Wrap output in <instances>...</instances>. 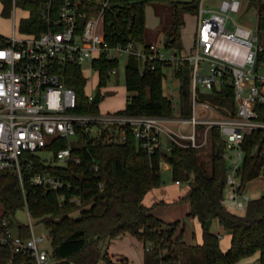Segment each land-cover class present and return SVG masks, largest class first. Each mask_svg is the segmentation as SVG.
I'll return each instance as SVG.
<instances>
[{"label": "trees", "instance_id": "16d2710c", "mask_svg": "<svg viewBox=\"0 0 264 264\" xmlns=\"http://www.w3.org/2000/svg\"><path fill=\"white\" fill-rule=\"evenodd\" d=\"M155 1L116 0L115 10L118 13L109 16L106 22V40L110 47L126 44L132 39H145L146 6ZM160 1L171 7V20L166 32L169 39L167 48L181 49L183 14L199 12V2ZM248 4L249 9L258 11V31L264 32V0H248ZM24 7L32 9V13L29 20L22 22L21 30L34 33L36 27L42 24L39 6L26 2ZM93 64L99 73L98 88H101L108 85L111 71L119 70L120 59L102 54ZM63 72L67 85L78 95L75 111L99 114V103L90 102L86 94L87 78L82 68L68 65ZM189 72L190 67L186 63L176 71V77L189 80ZM167 78L166 68L161 62H155V69H151L141 58L130 55L126 66L129 96L125 108L117 112L172 115L173 101L165 94ZM189 90L190 83L189 86L181 84L180 97L186 116L191 115ZM107 93L112 95L113 91ZM234 93V87L227 85L202 94V97L217 105L224 114L233 116L237 111ZM256 108L260 120L264 121V104L257 103ZM78 135L73 143V156L81 159L80 164L72 161L66 166L52 165L40 156L27 155L33 160L36 172L61 178L65 183L63 188L50 190L35 186L28 175L22 186L15 170H0V204L3 207L0 234L10 230L17 231L24 239L30 238L31 226L16 225L11 219L17 211L26 208L32 218L42 220L49 229L54 264H98L100 260L107 264H130L127 258L113 260L107 250L102 252L101 247L127 234L145 244L144 264H240L257 255L264 264V195L251 199L244 215L224 206L222 201L227 184H223L222 180L227 179L228 167L223 153L227 145L219 128L211 129L208 162L204 160L202 149L178 145L171 153L158 151L148 154L138 147L131 133L125 140L109 129L92 140L90 132L79 130ZM67 145L65 140L59 141L49 147V151L55 154ZM241 146L244 160L238 174L246 186L259 177L264 179V131L247 134ZM258 147H261L260 155H256ZM219 149L223 151L220 156ZM163 162L171 165L176 182L190 185L182 200L189 202V215L197 218L202 225L201 244L188 245L183 240L181 221L168 224L152 212L153 206L144 203L148 193L162 186ZM187 175H190L189 181ZM63 194L66 200L61 202ZM74 195L81 199L80 204L71 202ZM78 210H81L80 218H72L70 215ZM214 219H218L231 235L227 251L222 249L220 234L211 231V227L207 228L208 221ZM0 264L37 263L30 254L17 253L9 244H0Z\"/></svg>", "mask_w": 264, "mask_h": 264}, {"label": "built area", "instance_id": "2783aa9c", "mask_svg": "<svg viewBox=\"0 0 264 264\" xmlns=\"http://www.w3.org/2000/svg\"><path fill=\"white\" fill-rule=\"evenodd\" d=\"M239 1H225L221 9L208 11L205 0H200L195 42L191 52H185L182 48L169 50L166 38L152 43L132 39L110 47L106 22L109 16L118 13L116 0H0L6 11L9 7L13 22L12 35L0 33V170H15L22 186L28 175L33 185L57 190L65 186L64 181L36 172L27 155L50 153L49 147L65 140L67 147L53 154L47 163L80 164L81 159L73 156L79 130L90 132V140L106 129L116 132L122 140L131 133L139 148L154 154L171 153L175 145L206 148L210 145L211 129L219 128L227 145L223 155L226 159L235 158L236 162L228 170L226 184L231 190L222 203L227 208L234 205L246 210L251 198L238 170L244 160L241 144L246 135L264 131V121L256 108L257 103L264 104V47L252 27L232 16ZM26 2L39 6L42 24L34 33L21 30L22 22L29 20L32 13V9L24 7ZM20 9L28 16L18 22ZM102 54L111 58H118L115 54L127 58L135 55L151 69H155V62H161L166 70L173 68L175 76L188 63L191 115H184L181 97L177 106L173 104L170 116L76 112L78 95L67 85L63 71L68 65L83 70L86 63L96 70L94 60ZM227 85H232L235 91L237 111L233 116L224 114L202 97ZM87 96L94 103L95 94ZM65 200L66 196L61 195L60 201ZM71 202L80 204L81 199L74 195ZM30 226V238L24 239L8 230L0 234V244H9L14 252L30 254L37 264H54L51 252L41 247L47 237L37 235L33 224Z\"/></svg>", "mask_w": 264, "mask_h": 264}, {"label": "rangeland", "instance_id": "374dc122", "mask_svg": "<svg viewBox=\"0 0 264 264\" xmlns=\"http://www.w3.org/2000/svg\"><path fill=\"white\" fill-rule=\"evenodd\" d=\"M141 1V0H137ZM181 2H200V0H178ZM225 1L230 2L231 0H205V8L208 11L213 9L222 8ZM239 7L237 10H232V16L241 23H244L252 27L256 34L259 36V44L264 46V32L258 31V11L256 9H249L248 0H241L238 3ZM8 13L2 4H0V33L4 35H12L13 22L9 17ZM28 16L27 12L22 9L17 11V21L20 22L21 19H25ZM171 20V7L170 4L157 0L155 2L149 3L146 6V36L145 41L147 43L156 42L162 38H166V32L169 28V23ZM199 24V12H185L183 14V25L181 27V41L179 43V48L184 49L185 52H191L194 45L197 27ZM170 50V48H168ZM166 50V48H165ZM166 50V51H169ZM116 57L120 58V67L116 74H111V79L106 87L98 88L99 84V73L92 69L89 63L83 65V73L87 78V86L85 88L86 94L96 93L99 89L103 93L104 99L99 103V107L102 113L107 112H117L124 109L129 96L126 85V66L128 58L125 55ZM167 80L165 82V94L173 100L175 106L178 105L177 102L180 101V84H187L189 86L190 79L179 80L175 76V70L169 68L166 70ZM113 91L110 95L107 91ZM207 94V93H206ZM208 100V99H207ZM209 101V100H208ZM209 146L202 149L204 160L209 161ZM232 152H228L231 154ZM38 156L42 157L46 162H51L53 159V153H47L40 151L36 153ZM236 165L235 158L227 159L228 170L231 171ZM161 176H162V186L160 187V194H165L164 197H159L157 204H155L152 212L159 218H161L166 223H174L176 221L182 222L183 230V240L188 245H196L201 243L203 240L202 228L200 227L197 218L189 215L190 205L188 201H183V195L187 190H189L190 185L187 182H176L173 179V173L171 165L167 162H163L161 165ZM231 188L226 187V195L230 192ZM246 193L250 198L257 199L264 195V179L259 177L246 185ZM156 194V193H154ZM156 196V195H154ZM157 197V196H156ZM150 199V197L148 198ZM149 201V200H148ZM229 210L244 215L246 210H239L234 205H229ZM3 207L0 204V218L2 216ZM74 219H78L81 216V210L73 212L70 215ZM12 221L18 224H33L35 233L37 235H44L47 237V241L41 244L42 249L52 251L50 231L46 227L42 220L32 218L28 210L25 208L16 212L13 216ZM180 228V229H181ZM213 232L220 234L222 236V245L226 247L230 242V237L219 233L221 229L220 223H216L213 227ZM181 231V230H180ZM144 243L138 238L128 235L124 239H121L115 243V247L112 250L121 257H125L128 260L132 259L133 264H141L143 260L142 246ZM102 252L106 251L105 243L101 245ZM110 254V253H109ZM98 264H107L104 260H100ZM244 264H261L258 257L255 256L253 259L248 260Z\"/></svg>", "mask_w": 264, "mask_h": 264}, {"label": "crops", "instance_id": "0c3cea01", "mask_svg": "<svg viewBox=\"0 0 264 264\" xmlns=\"http://www.w3.org/2000/svg\"><path fill=\"white\" fill-rule=\"evenodd\" d=\"M219 9H221V8H219ZM184 50V49H183ZM126 105V104H125ZM125 108V107H124ZM160 190H161V188H158V189H155V190H153V191H151L150 193H148V195L146 196V198H145V200H144V203L147 205V206H153V208H154V206H155V204H157V201L159 200V197L161 198V197H164L165 196V194L164 193H162V195H160V196H158V194H160ZM188 191V190H187ZM187 191L185 192V194L187 193ZM154 193H156V194H154ZM184 194V195H185ZM154 195H156V196H154ZM183 195V196H184ZM150 197V199H148ZM158 200H157V199ZM149 200V201H148ZM189 203V202H188ZM189 212H190V210H189ZM2 214H3V210H2ZM1 219V218H0ZM197 221H198V223H199V225H200V227L202 228V225H201V223L199 222V220L197 219ZM216 223L218 224V223H220L219 222V220L218 219H214V220H212V224H211V231H213L214 229H213V227L216 225ZM221 225V224H220ZM15 232H17V231H15ZM219 233H221V234H225V235H227V236H229L230 237V242H229V244L226 246V247H224L223 245H222V240H223V238H222V236H221V246H222V249L224 250V251H227L229 248H230V245H231V235L229 234V232L228 231H226L222 226H221V229L219 230ZM128 235H130V234H127V235H125V236H123V237H120V238H115V239H112L109 243H108V245L106 246V250L108 251V253H110V255L113 257V260H119V259H122V258H125V257H121V256H119L117 253H115L113 250H112V248H114L115 247V243L117 242V241H119V240H121V239H124L125 237H128ZM202 235H203V228H202ZM132 236V235H131ZM203 242V240L201 241V243ZM201 243H199V244H201ZM142 251H143V260H142V263L141 264H144V259H145V252H146V247H145V244L142 246ZM257 257H258V255H257ZM254 258V257H253ZM253 258H250V259H253ZM250 259H247V260H244L243 262H241L240 264H244L245 262H247L248 260H250ZM129 261H130V264H133V261H132V259H129Z\"/></svg>", "mask_w": 264, "mask_h": 264}, {"label": "water", "instance_id": "95a60500", "mask_svg": "<svg viewBox=\"0 0 264 264\" xmlns=\"http://www.w3.org/2000/svg\"><path fill=\"white\" fill-rule=\"evenodd\" d=\"M168 41H169V39L166 38V44L168 43ZM185 94H187V92H185ZM102 100H103V94H102L101 90L98 89V90L96 91V93H95V96H94L93 102L98 104V103H100ZM222 153H223L222 149H219V151H218V156L222 155ZM260 153H261V147H258V148L256 149V155H260ZM189 179H190V175H187V181H189ZM222 183H223V184L226 183L225 179L222 180ZM211 224H212V221L209 220L208 223H207V228H210V227H211Z\"/></svg>", "mask_w": 264, "mask_h": 264}]
</instances>
